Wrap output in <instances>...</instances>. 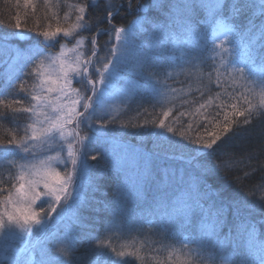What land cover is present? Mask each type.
<instances>
[{"label": "snow or ice", "instance_id": "6c2138e0", "mask_svg": "<svg viewBox=\"0 0 264 264\" xmlns=\"http://www.w3.org/2000/svg\"><path fill=\"white\" fill-rule=\"evenodd\" d=\"M15 2L23 11L0 20L9 29L0 31V63L5 65L0 72V238L19 240L21 246H6L3 260L82 264L78 252L86 235L81 228L85 213L93 211L111 219L105 236L96 237L88 264H145L143 242L117 247L112 239L145 229L161 238L153 242L160 245L154 251L167 252L166 261L152 257L155 264H264V194L257 197L250 189L244 197L229 198L213 182L219 174L229 177L252 168L254 160L264 169V162L229 147L244 126L264 117V72L254 79L246 72L257 60L264 67V0ZM125 5L127 11H122ZM100 7L104 13L93 15ZM128 15L133 18L127 23L115 22ZM93 29L89 39L85 33ZM209 29L214 46L221 49L220 67L213 66L219 89L215 97L209 95L194 111H181L175 104L165 108L158 101L160 115L142 123L121 121L109 111L117 80L122 83L116 91L125 97L142 89L164 99L180 97L183 89L168 83L171 73L158 71L156 61L170 59L169 67L171 61H182L175 66L192 76L193 69L199 71L198 62L204 63L198 42ZM104 34L108 40L100 55L97 37ZM41 41L48 48L59 45V51H33L32 42ZM19 42L28 47H18ZM238 49L243 66L222 54L235 56ZM130 60L131 79L121 75ZM212 83L210 71L204 89ZM21 92L27 103L13 98ZM257 96L259 102L253 103ZM214 99L220 103L210 112ZM189 103L181 98L180 108ZM20 114L26 116L22 127H4ZM185 117L190 118L186 128ZM117 123L138 129L140 140L153 141L154 150L143 153L136 165L134 183L127 147L112 127ZM158 159L170 163L157 170ZM96 168L103 170L94 173ZM111 175L116 176L111 200H97L96 193L108 194L100 181ZM233 183L242 187L241 177L235 176ZM149 185L155 186L151 203ZM260 191L264 193V185ZM130 202L147 207L137 216L129 211Z\"/></svg>", "mask_w": 264, "mask_h": 264}, {"label": "trees", "instance_id": "16d2710c", "mask_svg": "<svg viewBox=\"0 0 264 264\" xmlns=\"http://www.w3.org/2000/svg\"><path fill=\"white\" fill-rule=\"evenodd\" d=\"M70 2H76V0H70ZM98 4L106 5L107 3L112 2V0H97ZM117 3H119V0H116ZM135 2V0H133ZM22 8H18L16 5L15 0H0V20H7L11 17H14L17 12H22ZM122 11H127V7L125 5L124 9ZM104 8L100 7L96 9L93 12V15L96 14H103ZM61 15H63V10H61ZM133 17L131 15L128 16H120L116 18V23L123 24L127 23L128 20H131ZM106 26V24H105ZM0 31L7 32L9 29L5 26L0 25ZM95 34V29L91 33H87L86 35L91 37V35ZM209 34V30L207 34L203 36V38L206 39V46L205 49L201 48L200 41L199 46L201 51L199 52V55L204 59V63L200 64L198 62V70L193 69V75L192 76H186L183 72H181L180 68L176 67L175 65L177 63H182V61H171L172 67H169L170 59L165 60H158L156 61V67L157 70L162 73H171V78L168 80V83L176 89H183V93L178 98H172L168 97L167 99H164L162 97H156L154 96L150 90L142 89L140 90L139 94L131 96V97H125L121 94V97L116 102L117 106H121V113L118 115L119 119L124 122H135V123H142L145 119L151 120L153 117H158L160 113L162 112V108L157 104L159 101L160 104H163L164 107H171L173 104L176 105L179 110L183 111L185 109L189 111H194L196 107L199 106V103H202L205 99H208V96L211 95L215 97L216 93L219 91V89L215 86V72L213 71V66H215L213 59H211L210 54L207 53L209 50V39L207 38ZM102 35L99 36V38ZM18 46L20 48H27L28 45H26L24 42H19ZM32 48L33 51H36V49H39V51L47 52L51 50L52 48L45 47L44 43L41 41L39 44L36 42H32ZM240 52V50L238 49ZM27 55V53H26ZM177 57H179V52L176 53ZM240 60V59H239ZM239 60L237 61L239 63ZM237 65V64H236ZM238 66V65H237ZM254 69H262L257 73L264 72V67L260 66V61L257 60L256 64L252 65ZM187 67V65H185ZM216 67V66H215ZM250 67V66H249ZM5 69V65L3 63H0V72H3ZM212 72L213 76V83L208 86V90H205L203 85L207 84V73ZM252 73L251 71H249ZM200 73H203V79L198 80L197 75ZM130 74V72H129ZM132 77V75H130ZM250 79L254 78L253 73L249 75ZM30 83V79H29ZM229 84H231V80L228 81ZM198 89H200L198 91ZM231 90V89H230ZM201 91H204V96H201ZM18 96H20L21 100H24L25 103L28 102V97L24 93H18ZM14 95V96H17ZM187 99L190 101L188 105H185L183 108H180V99ZM18 99V97H17ZM221 100L225 99L224 97L220 98ZM220 103V100L213 101V107L209 109L210 112H215V104ZM230 103V101H229ZM154 105H157L155 108ZM176 115V111L173 112V116ZM26 119V116L24 114H20L17 116V119L15 122H4V127H15L16 123L22 122ZM188 117L183 118V126L186 128L187 123L189 122ZM200 117L197 116L196 120H199ZM242 119V118H241ZM172 120V117H169V120L166 122H169ZM196 123L193 122V128L195 129ZM114 132L118 131V138L123 143L126 142L127 150L129 151H137L138 156H142L143 153L152 152L154 150L153 141L148 138L144 140H140L135 133L139 131L138 129L134 128H121L120 124L118 123V126H114ZM240 137L236 140H234L230 145V149L237 151L238 153H242L244 156L252 155L257 158L258 161L264 162V117L256 116L252 122L244 126L241 130ZM3 134V130L0 129V135ZM194 134V133H193ZM178 139V137H177ZM130 146V147H129ZM138 146V148H136ZM140 150V151H139ZM145 151V152H144ZM142 153V155H141ZM94 154V153H93ZM140 161V159H139ZM103 163V162H101ZM166 162L163 159H158L157 161H154L155 166L157 167V170L160 167L165 166ZM252 168H255V171H252ZM252 168H241L237 171H234L233 174L229 177H225L223 174L217 175L213 182L218 186L221 187L224 191L225 196L232 198L234 196H240L244 197L245 193L248 190H253L257 197H259L261 194H264L260 191L261 185H264V169L260 167V164L256 162V160L252 163ZM103 169L96 168L94 169V173H99ZM245 172H249L250 175L247 177L244 176ZM7 173L5 172V176ZM240 176L242 180V187L238 186L236 183H233V180L235 176ZM116 183V176L111 175L108 177L107 180H101L100 184L102 187H104L108 194L107 195H101L100 193H96V199L100 201H110L111 191ZM129 211L131 213L136 214L137 216L142 211L136 210L135 207L132 209L129 208ZM111 219V217L108 215V213L104 212H93L88 211L84 215V223L81 228V234L86 235V239L83 245H86L88 243H94L96 241V237L104 236L105 233V225L108 223V221ZM151 232V231H150ZM152 233V232H151ZM145 232H127L125 231V237L130 239V242L135 240L137 245H139L141 242L144 243V247L141 249V255L145 258V264H155V262L152 260H149V254H154V256H159L163 260H167V252L165 251H154V249L159 248L160 245L154 244L149 242V238L145 237ZM153 234V233H152ZM157 236V235H153ZM144 237V238H143ZM159 239H161L159 237ZM164 242L172 243L170 240H164ZM151 245V246H150ZM179 245H177L178 247ZM86 247V246H85ZM175 259V257H173ZM151 262V263H148Z\"/></svg>", "mask_w": 264, "mask_h": 264}, {"label": "rangeland", "instance_id": "374dc122", "mask_svg": "<svg viewBox=\"0 0 264 264\" xmlns=\"http://www.w3.org/2000/svg\"><path fill=\"white\" fill-rule=\"evenodd\" d=\"M87 33H85L86 35ZM91 37L89 36V39ZM209 39V50L207 51L208 54H210V57L211 59L214 57L215 59L213 60L214 64L216 67H220V55H218V53H221V49L218 48V47H215L214 44H213V40H214V34L212 33V30L209 29V34H208V37ZM97 40H98V45H100V51H99V54L100 55H104V49H103V44L105 41L108 40V36L107 34H104L102 35L100 38L99 36L97 37ZM206 39L205 38H201L200 40V46L202 48L205 49V46H206ZM216 43L218 44L219 41L217 40ZM18 46V45H17ZM72 44L71 43H68L67 44V47H71ZM86 47H88V43L86 41ZM19 47V46H18ZM225 47H232V45L230 44H225ZM59 51V45L53 47L51 50L45 52V53H50V54H55L56 52ZM226 60H230L232 61L233 63L237 64L238 66H243V65H240L237 61L240 59V55L241 53L237 50L235 56H232L230 55L229 53H222ZM133 64H134V61H129L127 65L123 66L124 67V71L121 73L122 76H125L129 79H131L132 77L130 75L133 74ZM228 67H231V64H228L227 65ZM260 70L262 69H254V67L251 65L250 67H247L246 68V72L250 75L253 73L254 75V78L257 77L260 73H257L259 72ZM220 71L223 72L224 71V68H220ZM249 71H251L252 73H250ZM130 72V74H129ZM253 78V79H254ZM30 83H31V80H30ZM122 83L121 80H117V81H114V90H113V95L110 97V100H109V103L111 104V108L109 109V111H111L113 114H120L121 113V106H117L116 105V102L118 101V99L121 97V93L117 92L116 91V88H119L120 84ZM241 83H243V81H241ZM77 87L79 85H76ZM257 92H259V89L257 88ZM20 99V96H14L13 98H17ZM24 101V100H23ZM259 102V97H255L253 99V103H258ZM26 122V119L22 122H17L16 123V126H23V124ZM114 126H118V123L113 125L112 127ZM115 128H113L114 130ZM115 133L117 134L118 136V131H115ZM83 134V133H82ZM123 144L124 145H127L126 142L123 141ZM130 147V146H129ZM136 148H138V146H136ZM140 151V150H139ZM145 152V151H144ZM142 155V153H141ZM139 159H141V156H138V152L137 151H129L127 150V160H128V172H129V176L131 177V180L132 182L134 183L135 181V178H136V175H137V172H138V169L136 167L137 163H139ZM157 161V160H156ZM90 164L92 165H96L97 164V161H89ZM131 187V185H130ZM155 194V186L154 185H149V200H148V203H151V196ZM129 208H133L135 207L136 210H141L143 208H146L147 205L146 204H143V205H137L135 202H130L129 205H128ZM143 232L147 233L145 234V237L149 238V242L153 243L155 241H159V236H153L154 234H152L150 232V230L148 229H145ZM105 236V235H104ZM102 236V237H104ZM144 238V237H143ZM113 243L115 246L119 247L120 245L122 244H128V243H131L130 242V239L126 238L125 237V232L123 233H118L117 235L113 236ZM164 242V241H163ZM164 243H168V242H164ZM96 244V241L94 243H88L86 245H83L80 249H79V252H78V257L79 259L82 261V264H88V260L90 259V253H91V249L92 247ZM154 244H157L159 245V243H154ZM8 245H12L14 247H19L21 246V242L19 240H16V241H13V240H10V239H6V238H0V264H7V262L5 260H3V255H4V248ZM86 246V247H85ZM152 257H154V254H149V260L152 261ZM148 263H151V262H148ZM136 264H139V262L137 261ZM152 264V263H151Z\"/></svg>", "mask_w": 264, "mask_h": 264}]
</instances>
